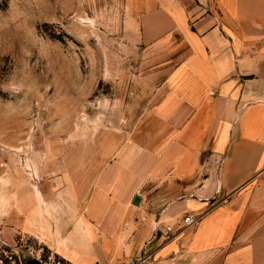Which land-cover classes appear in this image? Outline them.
I'll return each instance as SVG.
<instances>
[{
    "label": "rangeland",
    "instance_id": "rangeland-1",
    "mask_svg": "<svg viewBox=\"0 0 264 264\" xmlns=\"http://www.w3.org/2000/svg\"><path fill=\"white\" fill-rule=\"evenodd\" d=\"M173 10L0 0V264H144L161 215L194 190L157 103L180 34L151 24Z\"/></svg>",
    "mask_w": 264,
    "mask_h": 264
},
{
    "label": "crops",
    "instance_id": "crops-1",
    "mask_svg": "<svg viewBox=\"0 0 264 264\" xmlns=\"http://www.w3.org/2000/svg\"><path fill=\"white\" fill-rule=\"evenodd\" d=\"M181 1L151 26L180 34L157 103L194 190L161 215L144 264H231L264 253V0Z\"/></svg>",
    "mask_w": 264,
    "mask_h": 264
},
{
    "label": "built area",
    "instance_id": "built-area-1",
    "mask_svg": "<svg viewBox=\"0 0 264 264\" xmlns=\"http://www.w3.org/2000/svg\"><path fill=\"white\" fill-rule=\"evenodd\" d=\"M199 217L196 214H187L184 218H183V223L185 225H190V224H194L196 222H198ZM168 229H171V225L167 226ZM40 262L42 264H68V262H66L65 260L59 258L56 259L55 257L49 256L48 258H41L40 257ZM14 264H22L23 262L17 261V260H13Z\"/></svg>",
    "mask_w": 264,
    "mask_h": 264
},
{
    "label": "water",
    "instance_id": "water-1",
    "mask_svg": "<svg viewBox=\"0 0 264 264\" xmlns=\"http://www.w3.org/2000/svg\"><path fill=\"white\" fill-rule=\"evenodd\" d=\"M35 264H42L40 261H36ZM99 264V263H96Z\"/></svg>",
    "mask_w": 264,
    "mask_h": 264
}]
</instances>
